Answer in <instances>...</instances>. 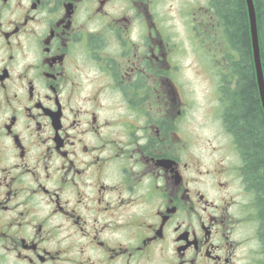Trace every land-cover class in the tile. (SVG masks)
I'll return each mask as SVG.
<instances>
[{"label":"flooded vegetation","instance_id":"1","mask_svg":"<svg viewBox=\"0 0 264 264\" xmlns=\"http://www.w3.org/2000/svg\"><path fill=\"white\" fill-rule=\"evenodd\" d=\"M208 27L201 0H0V264H264L219 96L190 89L219 85Z\"/></svg>","mask_w":264,"mask_h":264},{"label":"trees","instance_id":"2","mask_svg":"<svg viewBox=\"0 0 264 264\" xmlns=\"http://www.w3.org/2000/svg\"><path fill=\"white\" fill-rule=\"evenodd\" d=\"M264 74V0H253ZM217 53L222 118L244 165L245 179L255 193L259 230L264 238V114L256 83L245 0H209Z\"/></svg>","mask_w":264,"mask_h":264},{"label":"water","instance_id":"3","mask_svg":"<svg viewBox=\"0 0 264 264\" xmlns=\"http://www.w3.org/2000/svg\"><path fill=\"white\" fill-rule=\"evenodd\" d=\"M245 1H246V6H247V12H248L250 41H251L256 83H257V88H258V93H259V98L261 101L262 109L264 112V75H263L262 64H261V54H260L259 39H258V33H257L256 13H255L253 0H245Z\"/></svg>","mask_w":264,"mask_h":264},{"label":"rangeland","instance_id":"4","mask_svg":"<svg viewBox=\"0 0 264 264\" xmlns=\"http://www.w3.org/2000/svg\"><path fill=\"white\" fill-rule=\"evenodd\" d=\"M203 2V5H207L208 0H201ZM190 61V58H189ZM193 90V94L197 97L198 100H206V96L213 95L214 98H218L217 89L215 87V83H211L210 85L208 83H200L197 82L191 88ZM204 102V101H203Z\"/></svg>","mask_w":264,"mask_h":264}]
</instances>
